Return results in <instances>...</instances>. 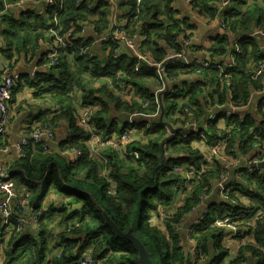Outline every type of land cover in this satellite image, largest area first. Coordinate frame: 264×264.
Masks as SVG:
<instances>
[{"label":"trees","instance_id":"1","mask_svg":"<svg viewBox=\"0 0 264 264\" xmlns=\"http://www.w3.org/2000/svg\"><path fill=\"white\" fill-rule=\"evenodd\" d=\"M87 1L82 0L76 6L75 0H54V4L39 0L46 4L44 20L49 21L48 24L41 22L39 28H31L29 15L18 21L2 16L0 22L6 26L3 31L6 45L4 53L10 57L13 52H33L35 46H29L27 39L36 45L38 39L44 37L42 32L35 35L32 31L42 29L46 32L49 29L53 24V12L58 9L60 2L62 10L58 21L63 29L70 26L79 29V25H85L95 36L112 31L111 13L115 7V22L124 24L127 34L145 36L141 51L157 61L162 60L169 51L177 52L185 48L180 36H183V40L194 39L190 33L193 26L188 24L193 20L188 16L177 18V11L170 6L172 0H162V10L159 0H142L139 6H136L135 0H113L114 7L106 0H91V9H87ZM220 3L221 0H191L190 5L200 18L208 21L219 18L221 21L223 33L214 36L209 60L223 63L231 45L227 33L235 36L248 33L254 28L264 30V4L260 0H232L221 8ZM3 6L4 2L0 0V9ZM137 9L138 17L132 19ZM163 11L168 14L167 21L161 18ZM88 32L84 38L92 43L95 37ZM99 45L104 57H96L93 45L85 55H80L76 50L67 51L73 56L60 54L58 66H46V72L36 75L32 81L38 91L44 89L43 93L48 94L57 107L52 111L50 120L45 119L42 124L50 123L55 128L57 121L65 120L70 135L60 142L58 150L45 152L28 146L25 157L18 158L14 164L12 178L16 184L31 188L24 191H30L29 204L34 208L50 189L61 195V201L59 206L44 209L34 232L13 231L2 248L5 254L2 264H76L87 252L99 264H141L134 244L118 236L108 224V219L122 233L131 230L138 237L152 264L157 259L162 264H196V260L191 261L185 256L184 242L174 227H180L184 215L197 202L196 193L210 189L209 181L218 176L219 169L216 171L217 176L214 172L207 173L193 193L190 190L188 193L186 187H190V184H186V179L179 173L181 166L200 168L203 154L193 147L190 134H176L173 139L165 142V125H177L171 115L176 110L184 114L186 106L191 107L193 116L202 120L209 109L223 105L229 97L235 103L248 105L255 102L257 110L246 112L249 122L264 118V94H254V91L261 89V85L253 81L248 72L258 61L264 60V38L255 36L240 42L242 53L237 58L234 70L224 79L225 82L228 80L227 85H219L218 71L215 69L204 70V78L195 83L172 85L161 97L157 96L163 110V123L157 117L152 119L154 129H146V125L151 124L148 119L141 120L137 125L143 130V136L148 137L147 143L130 142L126 147L116 150L118 154L108 150L102 152L107 153L104 166L91 160L86 149L88 136L76 124L72 94H80L84 105L96 107L91 120L102 135L120 133L130 129L124 116L134 112L151 115L156 111L155 89L150 87L151 79L156 82V73L148 65H142L141 70L136 72L133 68L136 60L130 53L124 54L121 50V55L113 58L112 43ZM193 71L194 68L177 61L169 66L167 76H179ZM128 95L132 98L124 97ZM180 101L182 104H179ZM220 115L221 112L213 115L204 130L213 132L215 120ZM73 149H81L82 155L70 158L60 153L61 150ZM162 151L165 158L161 165ZM104 167L109 170L107 175L100 173ZM251 178L261 190L258 197L260 207L248 208L245 215L252 217L262 209L256 215L254 224L256 246L241 247L238 256L229 264L244 262L242 254L245 249L250 250L258 259V264H264V181L256 176ZM38 186H42V190ZM173 190L187 197L181 206L166 211L160 228L150 221V217L152 213H158L162 206L172 205ZM13 217L15 220L19 214L15 212ZM166 227L168 234L163 232ZM54 233V245L48 247V235ZM221 235L220 231L209 229L205 224L199 227L195 237L201 250L195 258L206 255L209 240L217 239L214 243L219 248V254L210 264H222L226 252L220 243Z\"/></svg>","mask_w":264,"mask_h":264},{"label":"built area","instance_id":"2","mask_svg":"<svg viewBox=\"0 0 264 264\" xmlns=\"http://www.w3.org/2000/svg\"><path fill=\"white\" fill-rule=\"evenodd\" d=\"M30 0H16L15 4L23 5ZM46 4H54V0H42ZM82 0H75V5L79 6ZM142 0H135L136 6H139ZM190 7L191 0H184ZM232 0H221L219 7L223 8L228 5ZM39 2L37 0L35 3ZM87 9H91L92 1L88 0L86 3ZM62 10V2L59 3L58 9L53 12L52 18L58 20V15ZM7 12L5 8L2 11V16ZM139 10H136V15L132 19L138 17ZM195 14V13H194ZM197 14H195L196 16ZM1 16V17H2ZM178 18H180L178 16ZM214 20H217L216 18ZM112 23H116L119 26L113 29L111 32H107L101 36H96L95 40L88 43L84 38L89 29L85 25H79L78 28L82 32V35L73 31L74 26L63 29L60 24L59 30H51L46 32V38H48V58L44 60V64L47 67H56L58 62L56 61L61 48H73L78 51L80 55L88 53L91 45L100 43H112L113 58H117L121 55V48H126L129 53L135 58L134 71L139 72L142 65H148L154 68L156 73V81L158 86L154 90L155 102L157 104L156 111L151 114H140L131 113L127 115V122L130 129L138 127V118L149 119L151 124L146 125V129L151 130L153 118L159 117L161 102L157 96L166 90V88L175 85L180 80L179 76H167L166 66L172 65L177 61H181L185 66L194 68V71L187 76L188 82H197L204 78V70L215 69L218 71L217 80L219 85L222 87L228 84V80L225 82L224 79L227 75L234 70L237 64V58L242 53L240 42L250 37H263L264 30L254 28L249 33H241L234 37L231 41L229 53V59H224L223 63L213 62L209 59H196L195 57H188L193 51L194 39H184L180 36L182 44L185 48L181 51H169L168 54L162 60H155L149 55L144 54L141 51V43L145 41V36L138 33L127 34L125 26L121 22H115V18L111 20ZM221 22V21H220ZM193 26V21L188 22ZM223 25V24H222ZM193 28V27H192ZM188 32V31H187ZM40 41H44L40 39ZM195 56V54L193 55ZM250 77L253 81L261 85V89L254 91V94H264V60L258 61L253 68L248 70ZM34 76V73H32ZM18 75L12 73L8 66H4L0 72V152L6 150L8 145L3 143L2 138L6 133L7 125L10 121L11 114L9 106L12 101L13 91L15 87V80ZM122 86L123 84L119 83ZM131 99V96H127ZM182 102V101H181ZM74 107L80 114L76 116V124L87 134L85 146L87 151L90 152L96 148L107 149L114 152L126 147L130 142L129 133L122 131L120 133H111L109 135H102L92 123L93 111L90 107H84L82 102L73 101ZM182 104V103H181ZM220 106V105H216ZM252 104L235 103L228 98V101L221 105L223 107L221 115L217 117L214 124V131L208 133L204 130L207 126L208 121L212 118L215 113H211V109L208 110L209 117L207 115L202 119L198 120L192 115L191 107L186 106L183 110L184 114H181L176 110L171 118L177 121V125H172V128L182 130L185 132H178L182 136L190 134L193 137L192 145H198L207 151V155L204 157L203 164L200 168L188 166L181 168L180 174L182 178L186 179V184H190L191 194L195 190L196 186L199 185L204 172V167L207 164L208 170L215 163H220L219 174L213 180L209 182L216 188L217 195L222 200L221 211L213 218L208 224L211 228H215L221 232L223 238H248L246 232L251 231V235L246 242H250L255 239L253 235L254 226L253 223L256 220V215L250 219L246 217V202L243 201L245 190L254 191L253 193H261V190L256 187L254 180L251 176H256L264 181V168L260 167V164L264 162V118H258L254 122H249L246 112H254L257 110V105L251 107ZM151 117V118H147ZM180 119V121H178ZM168 135H170L169 127L165 125ZM132 130V129H131ZM55 144V130L50 123L43 125L42 123L33 125L28 128L25 135H23L19 141L15 144V151L18 158L25 157V149L29 146L31 148H39L45 152H50ZM194 147V146H193ZM199 150V149H198ZM200 151V150H199ZM78 156L82 155L81 149H75ZM201 152V151H200ZM13 176L6 173L4 177L0 178V252L4 247L5 238L8 230L13 227L16 228L17 232H21L26 227L35 226L38 217L42 215L44 208H38L32 210L30 216H26L28 212L29 198L28 194L23 195L21 198L14 196L15 191V180ZM251 179V180H248ZM209 190L203 189L196 193L197 202L192 205L191 209H194L198 204L204 203L207 199ZM191 194L189 196H191ZM17 212L19 218L14 221L12 215ZM257 214H260V210ZM150 221L161 220L166 216V210L160 209L158 213L153 214ZM16 223V224H14ZM198 224V221L195 222ZM252 224V228H251ZM26 226V227H25ZM174 231H178V228L174 227ZM193 234V229H189L185 236L184 247L190 250V253L197 256L201 250L198 245L197 239ZM254 247V246H252ZM90 254L87 252L82 260L76 264H99L96 259H91ZM5 259V258H4ZM224 259V258H223ZM196 264H203L201 257L196 258ZM232 261V260H231ZM246 260L239 264H258V259Z\"/></svg>","mask_w":264,"mask_h":264},{"label":"crops","instance_id":"3","mask_svg":"<svg viewBox=\"0 0 264 264\" xmlns=\"http://www.w3.org/2000/svg\"><path fill=\"white\" fill-rule=\"evenodd\" d=\"M112 1L113 0H110L111 3ZM123 2H125V0ZM158 2L160 4V9L162 10L164 2L162 0H159ZM45 5L46 4H44L43 2H37V3L26 2L23 5H12L11 7H9L5 15L7 18L10 19L12 18L15 21L22 20L24 16L29 15L31 16L30 17L31 19L30 21H28V23L29 24L31 23V28H39V24L41 22H44L45 21L44 19L46 18ZM170 6L174 11H177V13L175 14L177 18L178 16L180 18L183 16H188L191 17V19L193 20V28L190 30V33L193 34L194 36V48L188 57L189 58L195 57L196 59L199 60L209 59L210 47L211 45L214 44L213 41L214 36H216L218 33L220 34L223 33L219 18L218 20L208 21L206 19L200 18L198 15L195 16L192 8L184 0H172ZM1 16L2 15H0V18ZM167 16L168 14L165 13V11H163L161 14V18L167 21ZM45 22L46 24L49 23L48 20H46ZM5 28H6L5 24L0 22V72L2 67L8 66L12 71V73L17 74L18 77L15 80V88L13 91L12 101L9 106L11 118L7 125L6 133L2 138L3 143L8 145V148L0 152V177H4L6 173L13 174L14 164L18 161V156L15 151V144L19 141V139L23 135L26 134L28 128L32 127L33 125L42 123L45 119L46 120L50 119L52 115V111L55 108H57L55 107V102L52 99H50L48 94L43 93L44 89L42 88L40 89V91H38L34 87V83H32L36 75L46 72V66L43 61L45 59L42 57L44 56V52L48 47V42H49L48 38H46V32L41 31L42 29L32 31L33 34L35 35L38 32H42V35L44 36V37L41 36L38 39L36 45L33 43L31 39H27L28 41L27 44L29 46H35L33 52H30L28 54H24L23 52H13L12 55L8 57L4 53V51L6 50V45L4 41L3 31L5 30ZM90 35L96 38V36L94 34H91V32ZM227 35L229 37L230 42L233 40L234 37L238 36V35L234 36L231 33H227ZM40 39H43L44 41H40ZM93 48H94L93 52L96 55V57L97 56L99 57L101 56V58L104 57V55L101 53L102 47L99 44H94ZM121 49H122V53L127 54V51L124 47H122ZM194 54L195 56H193ZM249 65H250L249 62H247V66ZM32 73H34L35 75L34 77L32 76ZM188 80L189 78L187 76H182L178 81V83L179 82H182L183 84L189 83ZM150 84H151L150 87L152 89L153 88L155 89L156 86H158V81L155 82V79L154 81L153 79H151ZM124 97L127 98V96ZM254 106H255V102L252 104L251 107ZM126 116H124L125 119ZM131 129L133 131L132 142L147 143L148 137L143 136L144 132L142 129H140L139 127H133ZM54 130H55V144L53 145L52 148L53 150H58V146L60 145V142L64 141L70 135V132H69V127L67 126L65 120L57 121ZM167 136H169L168 133ZM193 146L201 151L204 160V157L207 155V151L204 148H202L201 145L198 146L197 144L196 145L193 144ZM104 151H107V149L98 150L94 148L91 152L88 150V153L92 157L91 160L98 161V163L105 166L106 164L105 156L107 153H102ZM116 153L118 154V152ZM67 155L70 158L75 157V155L72 153H69ZM64 160H69V159L64 158ZM185 167L188 166H181V168H185ZM219 168H220V163L218 162H215L209 168V170L206 164L204 167V172L202 173L201 181L203 180V176H205L207 173L216 172ZM107 169L108 168L104 167V169H101L100 173L102 175H107L106 172ZM209 184L211 185V187L209 189V193H208L209 195L207 199L204 201V203L198 204L196 207H194V209H190L184 215L183 219L179 224L181 228L180 227L178 228V233L180 234V238L182 242L185 240V236L189 229H193L194 236L195 233L197 232V229L201 227L203 224H205L210 229L211 227L208 223L211 222L213 218H215V216L221 211L222 200L217 195L216 188L213 186V184L211 182H209ZM38 187L40 188V190H42V186L41 187L38 186ZM25 189H31V188L25 186L22 187L20 184H16L15 182V191L18 197L21 198L23 196L22 193ZM244 190H245V194L244 197H242L243 198L242 200L246 202V209L250 207H257V208L260 207L259 205L260 199L258 198L260 196V193L258 194L253 193L254 191H249L247 189ZM44 194L45 195L44 196L42 195L40 203L37 207L34 208L33 206H31V204H29L28 206L29 209L26 216L27 215L30 216L32 214L31 211L37 210L38 208L48 209L51 206H55V205L59 206L61 201V195L55 193L52 189H50L47 193ZM186 197H187L186 195L180 193L175 203L172 204L171 206L164 207V210L167 211L174 207L178 208L184 203ZM252 217H248V219H250L251 221ZM17 218L15 217L14 221H16ZM39 219L40 218H38L37 223L39 222ZM204 220L205 223H202ZM196 221H198V224H195ZM254 224L255 222L253 223V226ZM33 227L34 226L32 227L28 226L24 228L22 231H25L27 233L34 232L33 230L35 228ZM251 228H252V224H251ZM15 229L16 228L13 225V227L8 230V233L5 238V245ZM163 232L165 234H168L167 227L163 230ZM250 235H251V231L246 232V236H248V238H238V237L223 238V235H221L220 243L222 249H225L224 251L226 252L222 264H229L232 259L238 256L239 250L241 249V247H244L245 244L251 247L256 246L255 239L251 240L250 242H246L249 239ZM48 237H49L48 247H52L56 239V234L55 233L49 234ZM216 240L217 239L209 240L208 253L206 255L200 256L202 263H203L202 257H206L203 264H210V262L212 263L214 258L217 257V255L219 254V248L216 247L214 243ZM262 250L264 252V248H262ZM0 253H1L0 264H2L5 258L4 250L3 251L1 250ZM242 255L243 258H245L247 261L251 260V262H254L253 260L256 259V257H254V255L248 249H245ZM185 256H187L188 259L191 261L196 260V258H194V256L190 253V250L186 248H185ZM159 263L162 264V261H160V259H159Z\"/></svg>","mask_w":264,"mask_h":264},{"label":"water","instance_id":"4","mask_svg":"<svg viewBox=\"0 0 264 264\" xmlns=\"http://www.w3.org/2000/svg\"><path fill=\"white\" fill-rule=\"evenodd\" d=\"M106 1H107V2H110V0H106ZM110 3H111V2H110ZM112 5H113V7H114V4H113V3H112ZM114 14H115V10L113 9V10H112V13H111V15H112V19H113ZM226 59H227V60L229 59V53L227 54ZM180 84H183V83H182V82H179V83L175 84V86H176V85H180ZM168 90H169V89H168V87H167L166 90H164L163 92H161L158 96L161 97V95H162L163 93H166ZM213 92H215V90H213ZM222 109H223V107L215 106V107L211 110V113H215V112H217V111H221ZM162 114H163V110L160 109L159 122H161V123H163V122H162ZM208 117H209V114L207 115V118H208ZM143 119H145V118H138L137 120L141 121V120H143ZM126 120H127V116H126ZM148 120H149V119H148ZM168 127H169V131H170V135H169V136H166V138H165V142H167V141L173 139L174 136H175L178 132H181V133L185 132L184 129H182V130H178V129L172 128L171 126H168ZM162 149H163V145H162ZM164 158H165V154H164V152L162 151V153H161V163H160L161 165H162L163 162H164ZM260 167H263V168H264V162L260 164ZM9 175L12 176L13 174H12V173H9ZM0 178H2V177H0ZM107 222H108V224L112 227V229L114 230V232H115L118 236H120V237H122V238H125V239H127V240H130V241L134 244L135 248L137 249V251H138V253H139V259H140V261H141V264H152V261H151V259H150L149 256H148V253H147V251H146V248H145L144 245L140 242V240L138 239V237L135 236V235L131 232V230H129V231L126 232V233H122V232H121V231H120V230L114 225V223H113L110 219H108Z\"/></svg>","mask_w":264,"mask_h":264},{"label":"bare ground","instance_id":"5","mask_svg":"<svg viewBox=\"0 0 264 264\" xmlns=\"http://www.w3.org/2000/svg\"><path fill=\"white\" fill-rule=\"evenodd\" d=\"M37 0H30V1H28L29 3H34V2H36ZM3 2H4V6H3V9H0V15H2V11L6 8L7 10L9 9V7H11L12 5H17V4H15V1L14 2H10L9 0H3ZM112 25V30L113 29H115V28H117L119 25L118 24H116V23H112L111 24ZM59 21L57 20V19H55V18H53V24L49 27V29L46 31V32H48V31H51V30H54V29H56V30H59ZM73 31L75 32V33H78V34H80V35H82V32L80 31V29H76V28H73ZM249 32H251V31H249ZM248 32V33H249ZM126 49V48H125ZM74 49L73 48H61V49H59V54H58V56H57V59H56V61L58 60V58L60 57V54L62 53V52H66V51H73ZM126 51L129 53V51L126 49ZM48 55H49V51H48V49L46 48V50H45V52H44V56H43V58L44 59H47L48 58ZM169 66H170V64H168L167 66H166V71L169 69ZM192 70V69H191ZM190 74V73H189ZM184 75H188V74H183V75H179V77H181V76H184ZM73 96V101H75V102H77V101H80V102H82V99H81V97L78 95V94H76L75 92H74V94H72ZM182 102L180 101V103L179 104H181ZM82 104H83V102H82ZM83 106L84 107H86L87 105H84L83 104ZM88 107H90L91 108V110L94 112L95 110H96V107L95 106H88ZM75 119H76V116L78 115V114H80V111H77V109L75 108ZM47 120H50V119H47ZM126 132H128L129 133V136H130V142H132V130L131 129H128V130H126ZM129 142V143H130ZM122 149V148H121ZM60 153H62V154H64L65 153V155L66 154H69V153H72V154H74L75 155V157H79L77 154H76V152H75V149H73V150H61V152ZM81 156V155H80ZM215 173V175L217 176V174H216V172H214ZM216 176H214V177H216ZM186 190H187V192L189 193V190H190V187L188 186V187H186ZM23 195H25V194H28V198L30 197V191H28V190H26V191H24L23 193H22ZM14 196H18L17 195V193H16V191H14ZM39 218V217H38ZM154 222V224L155 225H157L158 227H160V228H162V220H156V221H153ZM26 227V226H25ZM36 227V225L33 227V228H35ZM1 254V253H0ZM90 258H91V256H90ZM92 259V258H91Z\"/></svg>","mask_w":264,"mask_h":264},{"label":"rangeland","instance_id":"6","mask_svg":"<svg viewBox=\"0 0 264 264\" xmlns=\"http://www.w3.org/2000/svg\"><path fill=\"white\" fill-rule=\"evenodd\" d=\"M260 2H262L263 4H264V0H260ZM114 10H115V7H114ZM119 14H121V11H119ZM110 17V16H109ZM61 54H72V53H70V52H62ZM61 56V55H60ZM73 55H71L70 57H72ZM79 96H80V94H78ZM81 97V96H80ZM147 118H151V117H147ZM152 129H154V126H152ZM104 171V170H103ZM108 169L106 170V172L108 173ZM173 192H174V195H173V197H172V201H171V203L170 204H174L175 203V201L178 199V197H179V195H180V192H175V190H173ZM254 208H257V207H254ZM160 209H164V207L162 206V208H159V210ZM262 209H260V211H261ZM153 216V215H152ZM152 216L150 217V219L152 218ZM181 228V227H180ZM186 233V232H185ZM180 235V234H179ZM247 244H245V246H246ZM237 257V256H236ZM235 257V258H236ZM205 258L206 257H204L203 258V263H204V260H205ZM234 258V259H235ZM234 259H232V261L234 260ZM155 264H161V263H159V260L157 259V261L155 262ZM239 264V263H238Z\"/></svg>","mask_w":264,"mask_h":264}]
</instances>
